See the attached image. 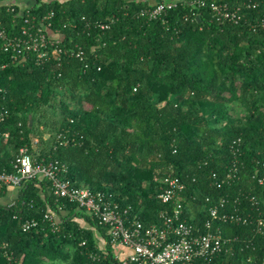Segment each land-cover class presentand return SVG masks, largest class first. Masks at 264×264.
<instances>
[{"label": "trees", "instance_id": "16d2710c", "mask_svg": "<svg viewBox=\"0 0 264 264\" xmlns=\"http://www.w3.org/2000/svg\"><path fill=\"white\" fill-rule=\"evenodd\" d=\"M20 1L34 2L32 16L53 12L62 47L82 45L87 59L37 64L31 54L17 64L0 40V107L10 114L0 126V172H11L27 147L38 162L65 165L62 177L74 186L132 207L129 215L145 227L160 225V211L170 208L156 198L166 177L186 184L183 219L196 228L220 198L229 200V212L264 218V29L257 25L264 0H252L257 8L238 25L218 23L209 7L192 13L185 0L152 21L139 16L151 4L135 0ZM0 15L9 35L18 31L13 21L22 25L19 7L10 13L0 6ZM235 162L236 178L218 187ZM18 192L12 206L0 203V240L8 244L0 264H105L89 255H101L95 233L108 241L106 228L57 200L44 178ZM48 211L58 230L45 221ZM32 219L39 226L24 232ZM217 226L229 253L211 264L263 263L255 224Z\"/></svg>", "mask_w": 264, "mask_h": 264}, {"label": "built area", "instance_id": "2783aa9c", "mask_svg": "<svg viewBox=\"0 0 264 264\" xmlns=\"http://www.w3.org/2000/svg\"><path fill=\"white\" fill-rule=\"evenodd\" d=\"M4 1L10 0H0V6L7 7V11L10 13H15L16 7H19L23 20L20 27H18L17 21H13L12 29L15 31L18 28V31L9 35L6 28L3 27L0 15L2 49L11 53L13 63L22 64L31 54L34 55L37 64L52 60L60 61L62 56L77 59L81 63L86 62L87 56L82 45L75 44L71 49L62 47L61 29L52 28L53 12L39 18L30 14L35 4H31L29 8H23L18 2L6 5L2 4ZM181 1L159 0L156 4L142 9L139 16L150 21L160 20ZM230 2L231 0H213L211 2L209 0H185L192 13L209 7L213 18L221 24L228 22L238 25L244 21L245 11L254 10L258 6L252 0H242L241 3L233 5ZM197 17L200 18V15ZM185 19L188 21L190 17L187 16ZM257 25L264 29V20ZM98 28L105 30L109 26L100 24ZM253 29L256 31L257 26L255 25ZM84 68H88V65ZM9 116V111L5 107H0V126L7 122ZM9 136L8 132L3 134L5 140H8ZM61 139L65 138L59 135L58 140L61 141ZM34 144L39 145V139H35ZM238 152L239 149L234 150V153ZM237 165H239L238 162L232 165L218 187L230 184L236 178ZM67 172L68 168L58 161L48 163L42 159L38 162L29 154L27 147L21 148L12 162V171L0 172V195L5 193L7 188L21 191L24 185L31 180L46 179L50 182L52 193L57 200L65 199L69 203L77 205L78 210L84 211L106 228L110 240L106 242L107 246H111L112 254H109L106 246L104 249L101 248V255H89L93 261H103L105 264H211L222 254L229 253V240L223 238L220 226L217 225L228 223L246 225L252 222L255 224L257 232L264 237V218L250 220V215L245 216L237 213L236 209L233 212L227 211L230 203L226 198H220L216 203L210 205L209 219L202 227L196 228L187 223L183 219V195L186 184L177 177L164 178L161 191L156 195L162 205L170 206V208L160 211L161 224L145 227L136 215H129L132 207L122 208L103 192H93L89 187L74 186L69 179L62 177ZM263 182L264 180H260L261 184ZM253 200L255 199L253 198ZM206 201L209 202L210 199ZM10 205L12 206L13 203ZM44 219L52 229L58 230V218L55 213L48 211L44 215ZM38 226L39 221L32 219L24 221L21 228L24 232H29ZM121 247L122 252L119 250ZM0 248L7 250L8 244L0 240ZM124 250L127 251L126 255Z\"/></svg>", "mask_w": 264, "mask_h": 264}, {"label": "crops", "instance_id": "0c3cea01", "mask_svg": "<svg viewBox=\"0 0 264 264\" xmlns=\"http://www.w3.org/2000/svg\"><path fill=\"white\" fill-rule=\"evenodd\" d=\"M135 1L146 2L148 4H156L159 0H135ZM169 1H171V0H169ZM14 2L20 3L23 8H29L31 6V4L34 5V2L33 3L30 1L21 2L19 0H13V1L10 0V1H6V2L4 1V3H2V4L9 5V4L14 3ZM18 197H19L18 190L14 189V188H7L5 195L0 198V203L3 205L9 206L10 204L17 201ZM65 216H66V214H65ZM83 225H85L88 228L87 224H83ZM95 238H96V241H97L98 246L100 248H102V249L106 248V246H107V242H106L107 240L105 239L106 237H104L100 232H96ZM119 250H121V252H122V247L119 248ZM124 254L126 255L127 251H125Z\"/></svg>", "mask_w": 264, "mask_h": 264}, {"label": "rangeland", "instance_id": "374dc122", "mask_svg": "<svg viewBox=\"0 0 264 264\" xmlns=\"http://www.w3.org/2000/svg\"><path fill=\"white\" fill-rule=\"evenodd\" d=\"M30 3V2H29ZM32 3H33V1H32Z\"/></svg>", "mask_w": 264, "mask_h": 264}]
</instances>
